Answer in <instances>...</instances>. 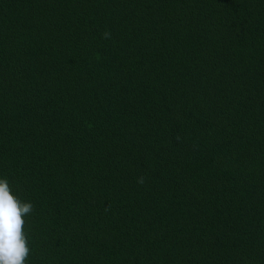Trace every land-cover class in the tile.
Returning a JSON list of instances; mask_svg holds the SVG:
<instances>
[{"label":"trees","instance_id":"trees-1","mask_svg":"<svg viewBox=\"0 0 264 264\" xmlns=\"http://www.w3.org/2000/svg\"><path fill=\"white\" fill-rule=\"evenodd\" d=\"M0 178L27 264H264V0H0Z\"/></svg>","mask_w":264,"mask_h":264},{"label":"clouds","instance_id":"clouds-1","mask_svg":"<svg viewBox=\"0 0 264 264\" xmlns=\"http://www.w3.org/2000/svg\"><path fill=\"white\" fill-rule=\"evenodd\" d=\"M103 38L110 39L111 33L105 31ZM145 180L144 175L137 177L140 185ZM33 211V204L15 196L8 180L0 178V264H27L31 248L25 231V217Z\"/></svg>","mask_w":264,"mask_h":264}]
</instances>
